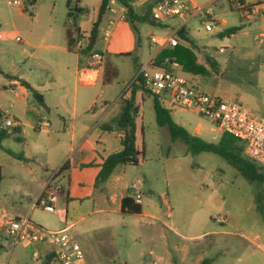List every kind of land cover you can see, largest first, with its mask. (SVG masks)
I'll list each match as a JSON object with an SVG mask.
<instances>
[{
	"label": "rangeland",
	"instance_id": "374dc122",
	"mask_svg": "<svg viewBox=\"0 0 264 264\" xmlns=\"http://www.w3.org/2000/svg\"><path fill=\"white\" fill-rule=\"evenodd\" d=\"M14 1L0 0V68H11V72H14L25 67L26 74H29L28 67L37 57L56 58L60 55L58 51L48 53L42 47L59 44L55 39L60 33L63 41L65 25L73 26V20L68 18L69 9L63 0H40L36 9L32 7L31 0H18L23 10L12 7L10 3ZM80 1L85 12L78 17L77 27L88 38L97 22L103 0ZM112 1L120 10L121 3ZM131 1L139 15H144L153 4V0ZM194 1L199 7L211 8L215 20L225 22L215 33L206 31L210 21L204 17H196L185 26L188 41L184 45L187 44L209 70V75L200 76L197 84L210 95H215L218 90L217 96L234 98L257 119L264 121V19L243 20L237 8L240 0ZM244 1L250 4L259 0ZM144 4L147 6L140 9ZM127 19L110 43L100 39L96 45V51L107 57L108 65L113 69L111 72L117 70L120 74L119 78L114 79L117 84L121 83L113 91L117 100L121 92L128 89L141 70L156 57L158 48L153 47L151 38L167 37L181 25L179 21L172 20L163 28L154 23H139L138 18L135 24L130 17ZM104 28L105 25L101 30ZM233 28L242 30L233 36H222L221 33ZM50 35H53V41ZM18 38L24 42H19ZM31 54L34 56L29 59ZM127 55L131 57H125ZM207 58L217 63L218 73L207 64ZM173 71L185 76L181 71ZM29 76L32 82L46 83L39 71ZM5 83L6 75L0 71V104L3 102V110H10V103L16 96L4 90ZM55 94L52 93L51 102ZM137 102L141 110V119L136 123L137 147H146V155L143 164L133 167L128 174L135 184L143 180L134 194L141 195L149 216L162 220L134 215L97 217L99 225L111 226L114 230L115 242L108 241L107 254L102 258L112 264H154L161 258L159 264H201L205 259L211 260V264H264V252L260 249L264 240V185L251 183L219 155L194 153L186 144L173 140L170 131L157 123L154 97L149 93L140 92ZM164 104L171 109L173 117L178 110V118L182 114L186 120L205 128L204 136L195 137L210 144L220 142L223 131L197 110L169 108L167 100H164ZM121 105L124 106V103ZM11 114L14 116L13 109ZM34 141L26 145L9 137L0 148V166L5 167V180L0 187L2 206L12 219L24 220L29 217L37 227L55 231L59 229L58 216L45 212L41 206L32 211L36 203L35 184L31 178L26 179L21 174L22 164L10 154L23 156L26 150L42 151L32 166L37 169L43 166L45 175L46 151L41 147L46 145V136H41L38 145ZM56 173H51L52 177ZM61 184L68 186L64 180ZM75 187L78 189L77 183ZM72 203L76 212L81 209L79 201ZM85 203L87 210L94 204L93 200ZM168 212H171V217ZM220 220H226V223H219ZM92 223L89 222L87 226L91 227ZM164 224L181 234L177 237L166 230L171 241L168 249L160 237L165 230ZM85 225L70 231V234L77 240L76 235L82 233ZM202 235L205 236L201 238ZM7 244L4 240L3 245ZM34 245L30 242L19 243L8 264H46L37 255ZM177 246L182 251L184 248L190 249L188 258L177 250ZM7 259V252L3 250L0 261L7 264ZM87 263L92 264L90 261Z\"/></svg>",
	"mask_w": 264,
	"mask_h": 264
},
{
	"label": "crops",
	"instance_id": "0c3cea01",
	"mask_svg": "<svg viewBox=\"0 0 264 264\" xmlns=\"http://www.w3.org/2000/svg\"><path fill=\"white\" fill-rule=\"evenodd\" d=\"M31 1L34 3L32 7L36 9L40 0ZM63 1L68 3L69 0ZM159 1L160 0H153L151 6L154 7ZM254 3H264V0L255 1ZM121 6L120 10H117L115 5H113V1L110 2V7L115 10V13L110 11L106 13L100 27L98 41L103 39L106 43H110L115 37L120 25L128 20V11L122 4ZM145 6H147V4L139 8L141 9ZM78 8H82L81 1ZM112 20L115 21L112 36L110 39H105L103 37V31ZM66 25V33L63 41H61L62 34L60 33L55 39L59 44H50L42 47V50L48 53L58 51V54H60L58 57L51 58L45 57L44 55L37 57L38 60L36 59V61L32 62L28 67L29 74H26L25 67L17 69L14 72H11V68H0V71L6 75L4 90L16 96V99L10 103V110H3V102L0 104V126L2 125V114L7 111L11 114V110L13 109L14 116L12 117L16 119L15 121L17 123L14 129H19L21 131V143H26V145H28L30 141L35 140V144L38 145L41 136H46V145L41 147V149H45L46 151L45 169L47 173H45V175L43 174V166L38 167L39 169L32 166L36 163L38 154L43 152L39 150H26L23 152V157L26 160H19L22 164L21 174L26 177V179L31 178L32 182L35 184L34 191L36 193L37 202L45 194L46 187L52 178L51 173L60 170L61 172L57 180L59 181L58 184L62 187L63 194L57 204V213L54 214L59 218V229L55 231L67 228H69L70 231H75L79 226L86 224L81 230L82 233L77 234L76 238L85 252L87 261H90L92 264H112L113 262L110 263L102 257L107 254L106 250L108 249L106 245L109 243L108 241L111 240L112 243L115 242L114 230L111 226L105 227L99 225L96 222V218L108 215H129L122 212V201L125 197L133 194L138 188V185L143 183V180H138L137 184L133 183L128 174L132 172L131 169L133 166L123 165L116 168L111 179L105 185L99 187L97 185V179L104 161L111 155L120 153L124 150L123 139L125 132L119 129L116 121L123 109L121 103H124L131 97V94L128 92L131 85L128 89L121 92V96L118 100L113 96V91L117 90L121 83L117 84L114 80L115 78L111 80V82H107V71L111 72L113 69L108 65L106 56L105 69L98 76L97 81L94 84L86 83L85 77L90 74V72L86 70L89 57L82 54L77 49L71 50L69 48ZM103 25H105V28L101 30ZM74 34L75 38L82 35L81 38H83H80V40H86V35L82 33L81 29H79V33L74 32ZM52 36L53 35H50L49 37L51 41L54 40ZM184 43V41H181V45H184ZM28 45L30 46V42H28ZM185 46L189 47L187 44H185ZM164 50L166 49L158 48L155 59ZM25 53H27L26 50ZM33 56L34 54H31L28 58L32 59ZM18 64L21 66V62ZM172 69L174 70L176 68L172 66ZM176 70L184 73L182 66L180 69ZM38 71L41 75H44L46 83H35L30 80L29 75ZM112 73V77H120L117 70L112 71L111 74ZM184 75L183 77L195 83H199L198 80L200 77L191 76L186 73H184ZM25 83L44 97L47 110L40 107L33 100ZM1 91L2 89H0V92ZM216 91L215 95L218 94V90ZM52 93L56 94L54 95V101L51 102ZM8 100L10 101V99ZM138 108L139 115L136 118V123L141 119V110L140 107ZM179 112L178 110L175 111L173 117L174 121L179 126L186 129L193 136L202 137L205 135L206 130L202 125L194 124L192 120H186L182 114H179L178 118L177 115ZM14 129L11 130L13 131ZM31 134L32 136H30ZM12 138L16 140L15 137ZM138 149H142V147H138ZM1 167L5 180V167ZM12 174L13 173H11V175ZM21 174H19V176H21ZM14 176L16 175H13V177ZM24 177V181L27 182ZM63 180L67 181L68 186L61 184ZM76 183L78 189L75 187ZM0 198L2 201L3 194L1 188ZM92 200L94 204L87 210L85 202H90ZM78 201L80 202L81 209L76 212L74 203L72 202ZM141 206L143 209L142 214L134 216L162 220V218L149 216L143 203H141ZM5 211L8 217L12 219L9 212L6 209ZM75 213H77L76 216ZM89 222H93L91 227L87 226ZM94 223H96L95 226ZM164 227V232L166 234L162 232L160 237L164 240L165 247L168 249L171 241L167 235V231L177 237H180L181 234L167 224H164ZM124 228H126V226H124ZM98 232H100L99 235H97ZM203 236L205 235L200 237L202 238ZM34 247L37 255L43 258L46 264L51 263V261L48 263V259L53 256L50 244H35ZM177 250L183 252L188 258L190 254L189 248H184L182 251L179 246H177ZM161 259L159 260L160 262ZM159 261L154 264H159Z\"/></svg>",
	"mask_w": 264,
	"mask_h": 264
},
{
	"label": "built area",
	"instance_id": "2783aa9c",
	"mask_svg": "<svg viewBox=\"0 0 264 264\" xmlns=\"http://www.w3.org/2000/svg\"><path fill=\"white\" fill-rule=\"evenodd\" d=\"M12 7L23 10L22 4L16 0L10 3ZM237 8L241 18L246 21L264 19V3H246L240 0ZM108 11L115 13L110 6ZM196 17H204L210 21L206 25V31L215 33L225 22L214 19V14L209 7H199L194 0H160L156 3L152 13L153 21L160 27H167L172 20L180 22V27L167 37L153 36L151 42L153 47L160 49H175L181 45L178 38L180 29L185 28L190 20ZM115 21H110L103 31V37L110 39ZM222 34V33H221ZM22 42L21 38H18ZM87 40H80L76 49L82 52L87 48ZM86 70L90 72L85 77V82L94 84L98 76L105 69V55L102 52H92L89 56ZM170 61L167 60L166 64ZM155 58L146 65L138 77L143 82L145 90L153 96L162 98L169 102L173 109L197 110L204 118L217 125L223 134L234 136L245 146V157L258 165L264 174V121L257 119L249 110L238 104L234 98L224 95H210L204 88L183 77L175 74L173 70L155 68ZM173 67L180 69L179 64ZM137 77V78H138ZM11 90V88H10ZM2 125L0 130H11L17 125L9 111L2 114ZM60 171V170H59ZM51 178L46 187L44 196L37 201L33 207L41 206L45 212L57 213V204L62 197V187L56 182L57 174ZM139 205L142 198L139 193L131 194ZM171 217V212H169ZM219 223H226L220 220ZM6 240L8 244L3 245ZM30 242L32 244L48 243L52 247L53 261L49 264H88L85 252L79 242L70 234V229L60 231H49L34 225L30 218L24 220L10 219L2 206L0 198V254L3 250L7 252V264L10 261L15 247L19 243ZM260 249L264 252V240ZM0 264H4L0 261Z\"/></svg>",
	"mask_w": 264,
	"mask_h": 264
},
{
	"label": "trees",
	"instance_id": "16d2710c",
	"mask_svg": "<svg viewBox=\"0 0 264 264\" xmlns=\"http://www.w3.org/2000/svg\"><path fill=\"white\" fill-rule=\"evenodd\" d=\"M112 0H103L97 22L93 25L90 37L86 38L87 48L82 51V54L89 56L92 52L96 51V45L98 43L100 27L103 23V19L108 12L110 2ZM120 2L128 11V18L130 17L132 23L135 24V19L138 18L139 23L142 24H155L152 19L153 6L148 7V10L143 15L137 14L135 7L132 4L131 0H116ZM80 4L79 0H69L67 3L69 13L68 18L73 20V26L66 25L67 28V37L69 40V48L75 50L77 43L80 41L81 36L77 38L74 37V32L79 33L77 27L78 17L84 14L85 10L83 8H78ZM34 6V3H31ZM73 27L75 29H73ZM242 28H233L222 33V36H233L236 35ZM180 41H188L187 32L185 28H182L178 32ZM83 38V37H82ZM81 38V39H82ZM125 57H131L127 55ZM169 60L170 63L166 64V61ZM207 64L211 66L214 72L219 71L218 65L216 62L206 59ZM179 64L182 66L184 73L191 76H207L209 75V70L206 66L200 62L198 56L193 52L190 47L185 45H180L175 49H166L160 53L155 59V68H163L168 70H173V64ZM107 82H111L115 77H112L110 71H107ZM25 86L31 93L33 100L43 109L47 110L44 97L35 91L32 87L25 83ZM147 92L143 86V82L140 77L136 78L133 84L129 87L128 92L131 94L130 99L124 102V106L121 114L117 118V124L120 130L125 132L123 139L124 150L120 153L111 155L108 157L99 173L97 179V185H105L112 177L114 171L118 166H133L137 167L143 164L146 155V147L138 149L137 147V128H136V118L139 115V108L137 107V95L140 92ZM149 93V92H147ZM153 96L151 93H149ZM154 97V108L157 117V123L164 128H167L170 131L172 139L175 141H180L186 144L191 151L194 153L208 152L221 156L227 160L232 166L238 169L241 174L247 178L251 183L264 185V174L262 169L248 160L245 153V146L234 136L224 133L220 142L218 144H210L204 142L198 137L191 135L186 129L179 126L173 119L172 111L165 107L164 100L160 97ZM1 118V117H0ZM21 131L19 129H14L13 131L9 130H0V148L2 147L3 142L9 137H15L17 141L22 142L21 137L19 136ZM15 159L26 160L23 156H17L13 153H10ZM61 171L58 172L57 177ZM4 180L3 170L0 166V187ZM142 206L137 204L131 195L125 197L122 201V212L129 215H140L142 214ZM54 256H51L48 259V263L53 261ZM212 261L205 259L201 264H211Z\"/></svg>",
	"mask_w": 264,
	"mask_h": 264
}]
</instances>
